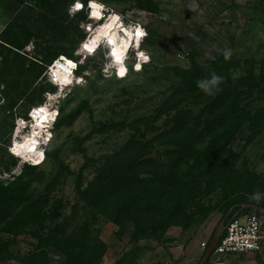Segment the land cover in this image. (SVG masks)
I'll list each match as a JSON object with an SVG mask.
<instances>
[{"label": "rangeland", "instance_id": "obj_1", "mask_svg": "<svg viewBox=\"0 0 264 264\" xmlns=\"http://www.w3.org/2000/svg\"><path fill=\"white\" fill-rule=\"evenodd\" d=\"M80 2L84 7L70 16L74 0H0V249L19 260L44 250L43 264H79L68 256L72 247L62 250L55 240L61 237L68 244L83 230L81 260L86 264H144L175 254L181 258V245L200 219L195 217L190 228L168 226L161 240L139 238L133 224L119 227L108 210L106 214L93 204V192L83 190L94 182L104 155L130 134L146 140L183 121L201 131L210 116L219 118L223 107L212 109L206 103L217 105L225 89L220 86L219 93L209 96L187 85L183 75L192 58L199 79L213 71L235 75L244 109L264 104V0H97L104 5L97 8L101 20L90 16L88 0ZM112 13L120 15L123 28L112 23ZM99 23L108 35L89 52L88 39ZM132 25L147 36L138 48L132 37L124 61L127 75L117 78L114 71L105 72L112 62L108 40L113 30L127 33ZM225 48L233 53L227 61L221 54ZM138 51L150 57L140 71L134 67ZM59 55L76 60L77 69L69 85L58 87L45 71L36 76V62L48 65ZM37 106L45 112L37 111L31 120L29 112ZM226 128H235L228 147L237 154L242 192L248 198L257 190L264 192V124L233 122ZM48 133L47 147L30 143ZM207 139L203 134L202 144ZM22 142L35 149L31 161L10 151L20 154ZM168 147L154 141L145 154L166 162ZM41 149L44 158L34 163ZM207 197L213 205L224 200L219 189ZM211 213L217 216L207 223L208 236L222 212ZM28 216L32 220L25 224ZM255 255L261 261L256 264H264V245Z\"/></svg>", "mask_w": 264, "mask_h": 264}, {"label": "trees", "instance_id": "obj_2", "mask_svg": "<svg viewBox=\"0 0 264 264\" xmlns=\"http://www.w3.org/2000/svg\"><path fill=\"white\" fill-rule=\"evenodd\" d=\"M90 11L97 12V8ZM47 63L45 60H37V77L43 75ZM190 64L183 75L184 81L187 85L198 88L196 81L200 78L199 66L193 58ZM221 75L226 77L225 82L221 84L225 91L217 105L214 101L206 105L212 109L223 107V112L215 120L210 116L206 120L205 129L195 130L187 121H183L182 125L173 122L146 140L130 134L119 148L104 155L94 182H90L83 192H93V204L104 213L108 210L107 216L119 227L131 223L138 233L136 237L161 240L164 239L168 226L187 228L195 217L200 219L201 224L214 210L222 212L220 220L228 210V219L234 213L236 216L254 211L248 207L240 208V203L264 205L263 201L245 197L242 192L244 185L237 173V154L228 147V140L235 128H231V131L226 128L233 122L238 125L243 122L251 125L264 124V104L251 110L241 107L236 80L229 73ZM203 134L208 136L204 144L201 141ZM154 141L169 144L165 149L166 162H157L145 154ZM12 183L16 187L19 185L15 180ZM251 186L250 184V189ZM215 189L224 194V200L218 205L207 201L208 193ZM112 197L113 200L110 201ZM30 220L32 217L28 216L24 223L27 224ZM215 227L216 225L206 246ZM83 234L82 230L72 242L68 240V244L61 237L55 240L56 246L62 250H70L72 247L68 256L76 258L79 264L87 263L81 260V253L85 251ZM211 255L212 252L204 264H208ZM44 257L45 251L42 250L38 254L31 253V256L19 260L13 257L9 250L0 249V259L14 258L20 264H43Z\"/></svg>", "mask_w": 264, "mask_h": 264}, {"label": "clouds", "instance_id": "obj_3", "mask_svg": "<svg viewBox=\"0 0 264 264\" xmlns=\"http://www.w3.org/2000/svg\"><path fill=\"white\" fill-rule=\"evenodd\" d=\"M77 5H79V7H77ZM83 7L84 5L80 2V0H74V3L69 6V9H68L69 15L71 16L73 12L79 11ZM88 7L90 10H94L96 8L103 9L104 5L98 4L97 0H88ZM94 13L95 11H90V16L98 17V15H94ZM111 21L113 24H116L119 27L123 28V21L119 14L112 13ZM110 27L111 25H105V28H110ZM99 35H108V32L105 31V32L100 33ZM127 35L129 36V40L128 41L121 40L119 47L115 46L116 41L114 38H110L108 40V43L110 45H113V47H111L108 53V55L112 58V62L107 65V67L105 68V72H109L110 70H112L114 71V74L116 75L117 78H123L127 75L128 69L124 61L125 59H127V50L131 44V37L133 36L135 37L137 43L133 46L138 48L140 39L143 37H146L147 32L139 25H132L127 30ZM115 36H116V33H112V37H115ZM98 38L99 36L91 41V46L88 47V49H91L90 51L88 50L89 52H92L94 48L96 47ZM221 54L223 55L225 61H227L231 59L233 53L231 49L225 48L221 51ZM136 55H137V63L135 64L134 67L136 71H140L142 63H148L150 61V57L145 52H142V51H138ZM235 78L236 76L233 75V79ZM225 80H226V77L219 75L213 71L208 77L197 80L196 85L206 95L215 96L217 93H219L222 90L220 86L221 84L225 82ZM66 83H71V81H67ZM77 83H82V81H77ZM56 84H58V82H56ZM3 102H4L3 100H0V103H3ZM54 115L55 113H53V116ZM20 123L22 124L23 121H21ZM32 135L37 136L39 134L33 132ZM50 139H51V133H48L41 141H37L33 139L30 141V143L34 146H38L39 144L42 143L45 147H47ZM10 151L14 152L12 149H10ZM19 156L22 157L21 155ZM43 158H44V150L41 149L40 159L35 161L34 163H40L43 160ZM26 161H28V159H26ZM251 198L253 200L260 201L264 199V192H260L257 190L252 193Z\"/></svg>", "mask_w": 264, "mask_h": 264}, {"label": "built area", "instance_id": "obj_4", "mask_svg": "<svg viewBox=\"0 0 264 264\" xmlns=\"http://www.w3.org/2000/svg\"><path fill=\"white\" fill-rule=\"evenodd\" d=\"M54 58L46 67L45 73L51 82L60 86L61 82L59 72L57 70L56 60H59L61 64L66 65V70L63 69L67 74L74 75L77 69V61L74 60L70 63L63 58ZM58 82V84H56ZM37 108L32 107L31 112H36ZM264 215L258 214L255 211L244 212L239 215L229 218L225 229L215 244L212 255L220 256L228 253H244L249 251H259L261 249V241L264 238ZM207 241L201 240V247L205 248ZM144 264H177L175 260H164V261H151ZM214 264H218L215 262Z\"/></svg>", "mask_w": 264, "mask_h": 264}, {"label": "crops", "instance_id": "obj_5", "mask_svg": "<svg viewBox=\"0 0 264 264\" xmlns=\"http://www.w3.org/2000/svg\"><path fill=\"white\" fill-rule=\"evenodd\" d=\"M215 213H211V215L207 218L205 221L204 226L200 227H194L192 230V233L187 238L188 241L181 245V251L182 257L178 254L168 256L166 260H175L177 264H196L203 253L204 249L200 245L201 240H208L209 236L206 234L207 230V223L212 220L213 217L216 218ZM214 218V219H215ZM214 228L212 223V229ZM212 232V231H211ZM264 245V240L261 241V248ZM174 252V251H173ZM178 252V251H177ZM257 251H249L244 253H228L220 256L211 255L209 259V264H214L215 262H218L219 264H256L261 263V261L258 260V257L256 258ZM255 257V258H254Z\"/></svg>", "mask_w": 264, "mask_h": 264}, {"label": "bare ground", "instance_id": "obj_6", "mask_svg": "<svg viewBox=\"0 0 264 264\" xmlns=\"http://www.w3.org/2000/svg\"><path fill=\"white\" fill-rule=\"evenodd\" d=\"M98 18V17H97ZM118 27V26H117ZM103 25H97V27L96 28H94V30L92 31V33L90 34V38L88 39L89 40V42H90V44H91V41L93 40V39H95V38H97L98 36H99V38H98V40H97V44L98 43H101V41L100 40H102L103 41V38H104V36L103 35H99L100 33H102L103 32ZM112 33H116V36L115 37H112ZM128 37V38H127ZM111 38H114L115 39V41H117V42H119V43H117V44H115L117 47H119V44H120V41L121 40H125V41H127L128 39H129V36L127 35V33H123V32H120V30H113L112 32H111ZM131 40H132V37H131ZM59 58H63L64 60H66L67 62H70V63H72L73 62V60L72 59H68V58H66V57H64V56H61V57H59ZM56 65L58 66V68H57V70H58V74H59V76H60V79H61V82H59L62 86H66V85H69L70 83H65V81H71L72 82V79H73V75H71V74H67L65 71H63V69H65L66 70V65H64V64H61L60 62H59V60H56ZM35 108H37V111H39L41 108H42V106H37V107H35ZM45 110V109H44ZM36 111V112H37ZM35 112V113H36ZM45 112V111H44ZM35 113H33L32 112V116H33V118H31V120H35ZM43 117V114H42V116H41V118ZM51 118V117H50ZM39 120H40V117L38 118ZM50 120H52V119H48V120H46V121H43V123H48ZM39 123V122H38ZM39 125H41V123H39ZM35 131V130H34ZM24 142H22L21 144H20V154L19 155H21L23 158H27L28 160H32V159H34V156H35V151H33L32 149L30 150V149H28L27 148V146H24V144H23ZM38 156H39V154H38ZM37 156V157H38ZM37 157H35V159L37 158ZM38 159V158H37ZM36 161V160H35ZM34 161V162H35Z\"/></svg>", "mask_w": 264, "mask_h": 264}, {"label": "water", "instance_id": "obj_7", "mask_svg": "<svg viewBox=\"0 0 264 264\" xmlns=\"http://www.w3.org/2000/svg\"><path fill=\"white\" fill-rule=\"evenodd\" d=\"M244 207H248L262 215H264V205H260L258 203H252V202H245V203H240V208H244ZM228 210L225 215L222 217V219L219 220V222L217 223L209 241L207 246L205 247L203 254L199 260V262L197 264H204L205 261L208 259V257L210 256L215 244L217 243L218 239L220 238V236L222 235L227 220H228V214H229ZM236 213L232 214L229 218H232ZM0 264H20L16 259L14 258H8V259H0Z\"/></svg>", "mask_w": 264, "mask_h": 264}, {"label": "snow or ice", "instance_id": "obj_8", "mask_svg": "<svg viewBox=\"0 0 264 264\" xmlns=\"http://www.w3.org/2000/svg\"><path fill=\"white\" fill-rule=\"evenodd\" d=\"M77 7H79V5H77ZM94 15H98V13L97 12H95L94 13ZM86 48L88 47L87 45L85 46ZM89 51L91 50V49H88ZM70 63V62H69ZM70 66H73L74 67V65H71V63H70ZM67 81H65V83H66ZM41 113H43L44 112V109H41V110H39ZM42 119H43V117H42Z\"/></svg>", "mask_w": 264, "mask_h": 264}]
</instances>
